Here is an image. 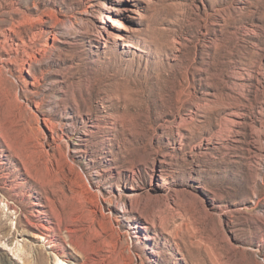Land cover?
Wrapping results in <instances>:
<instances>
[{"label":"rangeland","instance_id":"1","mask_svg":"<svg viewBox=\"0 0 264 264\" xmlns=\"http://www.w3.org/2000/svg\"><path fill=\"white\" fill-rule=\"evenodd\" d=\"M57 260L264 264V0H0V264Z\"/></svg>","mask_w":264,"mask_h":264},{"label":"bare ground","instance_id":"2","mask_svg":"<svg viewBox=\"0 0 264 264\" xmlns=\"http://www.w3.org/2000/svg\"><path fill=\"white\" fill-rule=\"evenodd\" d=\"M58 259H59V258H58ZM62 261H63V260H57V263H58V264H64Z\"/></svg>","mask_w":264,"mask_h":264}]
</instances>
